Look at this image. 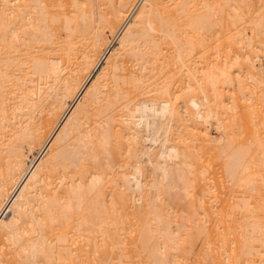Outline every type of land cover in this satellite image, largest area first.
<instances>
[{
	"label": "bare ground",
	"instance_id": "6f19581e",
	"mask_svg": "<svg viewBox=\"0 0 264 264\" xmlns=\"http://www.w3.org/2000/svg\"><path fill=\"white\" fill-rule=\"evenodd\" d=\"M0 264H264V0H0Z\"/></svg>",
	"mask_w": 264,
	"mask_h": 264
},
{
	"label": "rangeland",
	"instance_id": "374dc122",
	"mask_svg": "<svg viewBox=\"0 0 264 264\" xmlns=\"http://www.w3.org/2000/svg\"><path fill=\"white\" fill-rule=\"evenodd\" d=\"M246 32H248V29H246ZM62 34V32H60ZM262 62L261 58L257 59L255 64H260Z\"/></svg>",
	"mask_w": 264,
	"mask_h": 264
}]
</instances>
